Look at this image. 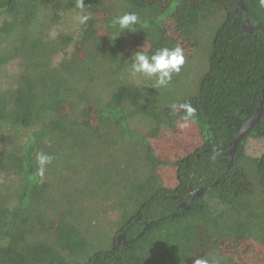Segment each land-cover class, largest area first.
Masks as SVG:
<instances>
[{
  "label": "trees",
  "instance_id": "trees-1",
  "mask_svg": "<svg viewBox=\"0 0 264 264\" xmlns=\"http://www.w3.org/2000/svg\"><path fill=\"white\" fill-rule=\"evenodd\" d=\"M177 1L83 0L80 9L77 0H0V264H245L223 250L227 238L259 239L264 254V150L249 151L264 146V112L230 165L228 153L262 98L264 8L241 0L248 22L262 28L249 34L236 0H203L192 20ZM73 9L90 19L68 30ZM125 12L140 23L118 35L111 22ZM215 16L209 68L182 102L196 110L204 139L172 162L170 186L153 168L156 142L138 127L150 99L190 74L192 49L165 86L150 88L130 82V56L182 50L192 22ZM79 111L89 113L85 125L71 123ZM41 152L53 157L43 175ZM182 201L188 208L177 207ZM107 206L117 224L100 243ZM122 232L126 246L116 244Z\"/></svg>",
  "mask_w": 264,
  "mask_h": 264
},
{
  "label": "rangeland",
  "instance_id": "rangeland-1",
  "mask_svg": "<svg viewBox=\"0 0 264 264\" xmlns=\"http://www.w3.org/2000/svg\"><path fill=\"white\" fill-rule=\"evenodd\" d=\"M202 1L179 0L177 4H181L182 6H178L179 8L177 7V9H181L184 12V15L187 17H184L185 19L192 20L197 14V8L202 4ZM67 11L64 15L66 22L63 25L65 29L69 30L73 27V23H79L78 17L83 13L77 12L74 9ZM220 21L221 18L215 16L208 20H200L199 23L193 21L194 27L193 25L188 27L186 35L181 37L180 45L183 54L189 53L188 50L190 51L192 49L191 59L189 60V66H191L190 74L177 82H173L171 85L163 87L159 92V97L150 99L151 103L146 105V109H148L145 111L146 120H144L143 126L141 124L138 127L139 129L141 128L140 130L143 131V134L146 133V136L149 135V138H153L154 142H156L155 146L159 161L156 160V163L154 162L153 168L160 175L161 180L170 186L175 184L174 166L172 162L189 153L195 146L202 143L204 139L203 126L196 119L185 121L183 119L185 110L180 109L179 111H174L172 105L182 104L183 100L187 97L196 94L200 79L210 65L208 55L212 48L214 32L218 28ZM59 31V28L57 31L53 30L52 34H57ZM130 46V44H125L124 50L127 52ZM130 57L132 59V55ZM128 73L130 74V82L135 83L137 86L150 88L156 85L155 77L149 78L142 74H133L131 67ZM87 116H89L87 112H76L71 119V123L85 125V121L89 120ZM149 138L147 137L151 142ZM260 150H264L262 142L252 143L249 146V151L253 154H258ZM116 182H118L117 184L121 183L120 180ZM229 182L241 190L248 189L249 187L248 181L244 177L231 175ZM108 209V206L107 208H102V212L99 213L100 219L97 223L98 230L96 232L100 235L97 237L101 239L100 243L107 236L106 234L110 229V223L117 224L115 216H111L108 220ZM99 223L103 224L100 225ZM104 223H107V226ZM262 249V242L256 238L239 241L234 240L232 242L227 238L223 241V250L235 254L245 264H264Z\"/></svg>",
  "mask_w": 264,
  "mask_h": 264
},
{
  "label": "clouds",
  "instance_id": "clouds-1",
  "mask_svg": "<svg viewBox=\"0 0 264 264\" xmlns=\"http://www.w3.org/2000/svg\"><path fill=\"white\" fill-rule=\"evenodd\" d=\"M259 4L264 8V0H259ZM77 7L84 8L83 0H77ZM89 19L90 13H83L78 17L80 24H86ZM111 23L118 29L119 35L124 30L135 31V25L140 23V20L136 13L125 12L113 19ZM183 64L184 56L179 47L172 50L165 47L158 49L150 56L143 51L133 52L131 70L133 74H142L149 78L155 77L156 86H165L171 80L172 75L180 71ZM172 109L174 111L184 109L183 119L185 121L195 119L196 110L187 103L173 104ZM52 159L53 157L46 153L37 154L40 175H43L46 166L51 163ZM193 264H209V261L204 258H195Z\"/></svg>",
  "mask_w": 264,
  "mask_h": 264
},
{
  "label": "water",
  "instance_id": "water-1",
  "mask_svg": "<svg viewBox=\"0 0 264 264\" xmlns=\"http://www.w3.org/2000/svg\"><path fill=\"white\" fill-rule=\"evenodd\" d=\"M236 1H237L239 7L241 8V10L244 13L245 21H244V23L242 25L243 30L245 32L249 33V34H254V32L256 30H262V28L259 25H253V24H250L248 22V19L246 17L245 7H244L243 3L241 2V0H236ZM261 92H262V98H261V100L259 102V106L257 107V109H256L255 113L253 114V116L250 119H248L241 126V128L239 129L238 133L236 134V136H235V138L233 140V145H232L231 149L228 151V153H229V155L231 157L229 165L233 162V155H234V152L236 150L237 144L240 142V140L243 137V135L259 120V117L264 112V108L262 106V103H263V100H264V86L262 87ZM201 191H202L201 188L191 190L192 198H194L196 195H199L201 193ZM177 207L188 208V205L186 204V202L182 201V202H180L178 204ZM120 243H122L123 246L127 245V240H126L125 234L123 232L116 235V244L119 245Z\"/></svg>",
  "mask_w": 264,
  "mask_h": 264
}]
</instances>
